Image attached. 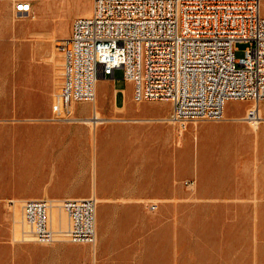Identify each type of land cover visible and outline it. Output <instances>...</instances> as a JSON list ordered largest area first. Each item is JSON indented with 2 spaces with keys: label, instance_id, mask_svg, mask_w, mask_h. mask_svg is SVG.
<instances>
[{
  "label": "rangeland",
  "instance_id": "rangeland-1",
  "mask_svg": "<svg viewBox=\"0 0 264 264\" xmlns=\"http://www.w3.org/2000/svg\"><path fill=\"white\" fill-rule=\"evenodd\" d=\"M19 1L30 2L31 13H16ZM92 7V0H0V133L5 136L0 146V264H41V243L29 233L24 200L17 198H48L59 203L71 198H55L71 194L68 183L94 177L91 164L68 165L66 159L53 164L58 158L47 156L41 126L94 129L149 124L167 122L171 113L168 102L132 100L134 86L118 69L114 79L103 77L97 86L98 112L105 119L117 120L94 126L57 119L66 116L67 107L72 117H92L91 104L59 103L57 97L63 84L60 44L69 36L73 21L90 15ZM247 46L236 44L237 59ZM115 90L118 104L126 105L127 111L115 107ZM58 104L63 110L60 115ZM253 106L251 100L229 101L226 120H200L184 129L170 123L175 132L167 175L162 178L159 171L157 197L141 201L147 214L134 215L139 218L141 238H149V227L153 230L157 225L159 263L264 264V120L257 136L253 125L242 119ZM258 107L264 119V100ZM168 111L166 117L151 116ZM128 112L149 116H128ZM58 147L64 148V143ZM146 159L142 157L136 168L142 187L149 189L155 177L147 172ZM159 159L162 167L165 159ZM77 161L85 159L79 154ZM189 180L194 181L190 187L185 185ZM152 203L158 205L157 210L149 209ZM53 211L52 217L56 213L62 221L59 224L54 219V228L66 229V213L58 207ZM148 248L142 243L143 254Z\"/></svg>",
  "mask_w": 264,
  "mask_h": 264
},
{
  "label": "built area",
  "instance_id": "built-area-1",
  "mask_svg": "<svg viewBox=\"0 0 264 264\" xmlns=\"http://www.w3.org/2000/svg\"><path fill=\"white\" fill-rule=\"evenodd\" d=\"M92 4L90 15L77 17L60 44L64 63L59 103L91 104L93 117L98 111L97 81L114 79L116 70L122 69L134 86L135 102L170 103L165 120L183 129L191 122L224 119L229 101L251 100L254 107L243 119L253 126L261 123L264 0H92ZM15 11L29 14L32 5L19 1ZM238 42L248 44L239 59ZM65 113L72 118L69 107ZM193 184L185 182L188 187ZM97 204L94 196L59 203L33 198L23 202L22 210L36 242L94 245ZM56 207L69 221L60 231L52 217ZM157 207L149 205L151 211Z\"/></svg>",
  "mask_w": 264,
  "mask_h": 264
},
{
  "label": "crops",
  "instance_id": "crops-1",
  "mask_svg": "<svg viewBox=\"0 0 264 264\" xmlns=\"http://www.w3.org/2000/svg\"><path fill=\"white\" fill-rule=\"evenodd\" d=\"M101 79L97 81L96 90ZM116 92L115 107L127 111L126 105L118 104ZM127 114L149 116L137 112ZM168 114L169 111L164 115L151 116L166 117ZM174 132V125L167 122L102 125L94 129L82 126H41V138L45 140L47 156L58 158L53 164H60L66 159L68 165L91 164L94 167L91 181L70 182L71 194L55 195V198L94 196L98 201L96 243L75 244L60 240L50 245L41 244V264H164L158 260L157 225L154 224L153 230L149 227V238H141L136 222L139 218L134 215L147 214L141 201L157 197L156 175H159V171L162 172V178L167 175V161L174 147ZM77 135L84 137L77 138ZM63 143L64 148H59ZM79 154L85 162L77 161ZM142 157L147 158V172L155 177L149 189L142 187L140 171L136 168ZM158 158L165 159L162 167L158 166ZM17 199L27 200L25 197ZM142 243L149 246L144 254Z\"/></svg>",
  "mask_w": 264,
  "mask_h": 264
},
{
  "label": "bare ground",
  "instance_id": "bare-ground-1",
  "mask_svg": "<svg viewBox=\"0 0 264 264\" xmlns=\"http://www.w3.org/2000/svg\"><path fill=\"white\" fill-rule=\"evenodd\" d=\"M96 103H97V99H96ZM120 111L121 112H124L125 111V108L120 109ZM224 119L226 120V118H224ZM61 120H67V121H72V122L73 121H76V120H80V121H83V122H87V123H90V124H93L94 123V125H97V123H101V122H104V121H111V120L113 121V120H117V119H114V118H112V119H105V118L102 117L101 113L97 111V113L92 118L75 119V118L72 117L70 119H67L66 117H62ZM261 120H264V119L261 117ZM253 127H254V129L256 131V134L258 136L259 133H260V132H258L259 131V128H260L259 125L258 126L254 125ZM4 141H5V136H4V134H1L0 133V146H1L2 143H4ZM53 215H54L55 219L60 224L62 222L61 221V218H59L56 215V213H54Z\"/></svg>",
  "mask_w": 264,
  "mask_h": 264
}]
</instances>
